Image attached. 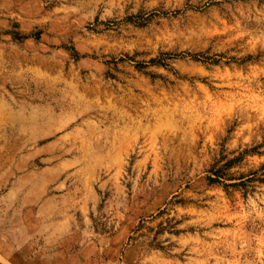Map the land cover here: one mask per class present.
I'll list each match as a JSON object with an SVG mask.
<instances>
[{
	"label": "rangeland",
	"instance_id": "374dc122",
	"mask_svg": "<svg viewBox=\"0 0 264 264\" xmlns=\"http://www.w3.org/2000/svg\"><path fill=\"white\" fill-rule=\"evenodd\" d=\"M2 250L264 264V0H0Z\"/></svg>",
	"mask_w": 264,
	"mask_h": 264
},
{
	"label": "crops",
	"instance_id": "0c3cea01",
	"mask_svg": "<svg viewBox=\"0 0 264 264\" xmlns=\"http://www.w3.org/2000/svg\"><path fill=\"white\" fill-rule=\"evenodd\" d=\"M0 255L3 256L10 264H28L25 260V256L22 255V252H7L6 250L0 251ZM25 258V259H24Z\"/></svg>",
	"mask_w": 264,
	"mask_h": 264
}]
</instances>
